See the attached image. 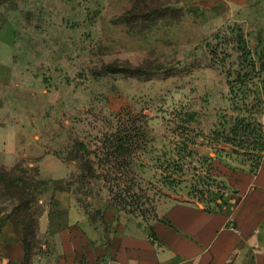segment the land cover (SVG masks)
I'll use <instances>...</instances> for the list:
<instances>
[{"label":"rangeland","instance_id":"1","mask_svg":"<svg viewBox=\"0 0 264 264\" xmlns=\"http://www.w3.org/2000/svg\"><path fill=\"white\" fill-rule=\"evenodd\" d=\"M119 125L140 137L114 162L101 142ZM263 156L264 0H0V225L37 219L60 189L104 228L149 224L167 198L214 209ZM31 246L30 260L48 241Z\"/></svg>","mask_w":264,"mask_h":264},{"label":"crops","instance_id":"2","mask_svg":"<svg viewBox=\"0 0 264 264\" xmlns=\"http://www.w3.org/2000/svg\"><path fill=\"white\" fill-rule=\"evenodd\" d=\"M251 1L199 3L234 7ZM231 183L232 195L214 209L167 198L156 203L149 224L120 214L108 220V228L90 223L68 192L57 190L37 220L48 246L28 264H264V156ZM23 233L17 214L7 217L0 227V264H24Z\"/></svg>","mask_w":264,"mask_h":264},{"label":"trees","instance_id":"3","mask_svg":"<svg viewBox=\"0 0 264 264\" xmlns=\"http://www.w3.org/2000/svg\"><path fill=\"white\" fill-rule=\"evenodd\" d=\"M242 59L244 61H247L246 55L248 54L247 51H245V47L242 46ZM253 67V64H250ZM234 80L231 81V89L230 93L232 94V98L234 99ZM260 102V101H259ZM249 123H245L244 119H236L235 123L233 122L232 127L230 128V131L228 134L224 136V141L231 143L234 145V140L236 136L239 134V132L243 133L249 128ZM132 127V128H130ZM241 136V134H239ZM139 132L137 128H134V126H127V125H119L115 131L110 132L106 134L101 142L104 158L111 159L117 161L119 158H122L126 154H131L135 147H137L138 139H139ZM83 149L84 152H86V148L83 144H80V149ZM81 158L84 159V164L87 167V169L90 171L92 168L89 165L90 160L86 157V155H81ZM258 165V164H257ZM257 166L255 167V169ZM201 183L202 185L205 183L203 179L198 180V184ZM200 185V184H199ZM61 190V189H60ZM119 197V196H118ZM134 195L129 196V203H126V200L120 199L124 203V207H128V210L126 211L129 214H135L136 212H140L138 210V204L133 200ZM219 205V204H216ZM13 214V213H12ZM10 214V215H12ZM17 218L18 221L22 224L24 233H23V243H24V264H28L30 261V254L32 246L31 244L35 241L36 237L41 236L37 229V219L33 218L32 216L28 214H24L21 212H17ZM138 214V213H137ZM8 215L7 217H9ZM5 218V220L7 219ZM39 217V216H38ZM155 214L153 215L152 219L155 218ZM5 220L1 223V225L5 222ZM0 225V227H1ZM150 228V227H149Z\"/></svg>","mask_w":264,"mask_h":264}]
</instances>
